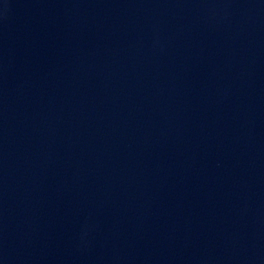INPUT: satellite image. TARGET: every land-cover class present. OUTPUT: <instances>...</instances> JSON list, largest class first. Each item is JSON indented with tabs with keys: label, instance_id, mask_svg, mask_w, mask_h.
<instances>
[{
	"label": "water",
	"instance_id": "obj_1",
	"mask_svg": "<svg viewBox=\"0 0 264 264\" xmlns=\"http://www.w3.org/2000/svg\"><path fill=\"white\" fill-rule=\"evenodd\" d=\"M0 264H264V0H0Z\"/></svg>",
	"mask_w": 264,
	"mask_h": 264
}]
</instances>
